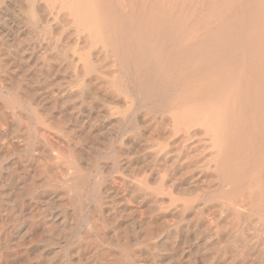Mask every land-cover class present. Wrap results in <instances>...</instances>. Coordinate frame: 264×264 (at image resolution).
<instances>
[{
	"label": "bare ground",
	"instance_id": "6f19581e",
	"mask_svg": "<svg viewBox=\"0 0 264 264\" xmlns=\"http://www.w3.org/2000/svg\"><path fill=\"white\" fill-rule=\"evenodd\" d=\"M0 264H264V0H0Z\"/></svg>",
	"mask_w": 264,
	"mask_h": 264
},
{
	"label": "rangeland",
	"instance_id": "374dc122",
	"mask_svg": "<svg viewBox=\"0 0 264 264\" xmlns=\"http://www.w3.org/2000/svg\"><path fill=\"white\" fill-rule=\"evenodd\" d=\"M255 241H256V240H252L250 246H252V247H256V248L260 247V246H259L260 244L257 245V244H258L257 242L253 244V242H255ZM252 244H253V245H252ZM256 245H257V246H256Z\"/></svg>",
	"mask_w": 264,
	"mask_h": 264
}]
</instances>
